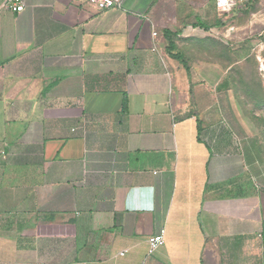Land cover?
Returning a JSON list of instances; mask_svg holds the SVG:
<instances>
[{
	"label": "crops",
	"instance_id": "crops-1",
	"mask_svg": "<svg viewBox=\"0 0 264 264\" xmlns=\"http://www.w3.org/2000/svg\"><path fill=\"white\" fill-rule=\"evenodd\" d=\"M20 1L0 0V264H264L256 127L229 67L182 48L214 0Z\"/></svg>",
	"mask_w": 264,
	"mask_h": 264
},
{
	"label": "rangeland",
	"instance_id": "rangeland-1",
	"mask_svg": "<svg viewBox=\"0 0 264 264\" xmlns=\"http://www.w3.org/2000/svg\"><path fill=\"white\" fill-rule=\"evenodd\" d=\"M212 26V32L182 37L184 54L192 62L207 58L229 67L233 93L264 152V0H240L229 20L214 13Z\"/></svg>",
	"mask_w": 264,
	"mask_h": 264
},
{
	"label": "built area",
	"instance_id": "built-area-1",
	"mask_svg": "<svg viewBox=\"0 0 264 264\" xmlns=\"http://www.w3.org/2000/svg\"><path fill=\"white\" fill-rule=\"evenodd\" d=\"M240 0H214L215 11L219 18L223 21L229 20L235 8H237ZM88 3L98 10H106L110 8L119 7L122 4V0H88ZM13 11H21L23 9V3L20 0H16L13 5H7ZM213 28L209 30L212 32ZM190 31H192L190 29ZM150 251H153L165 242V229L161 228L157 232L151 234L147 238Z\"/></svg>",
	"mask_w": 264,
	"mask_h": 264
},
{
	"label": "trees",
	"instance_id": "trees-1",
	"mask_svg": "<svg viewBox=\"0 0 264 264\" xmlns=\"http://www.w3.org/2000/svg\"><path fill=\"white\" fill-rule=\"evenodd\" d=\"M176 58H182V56L181 55H179V54H175L174 55ZM182 60V59H181Z\"/></svg>",
	"mask_w": 264,
	"mask_h": 264
},
{
	"label": "bare ground",
	"instance_id": "bare-ground-1",
	"mask_svg": "<svg viewBox=\"0 0 264 264\" xmlns=\"http://www.w3.org/2000/svg\"><path fill=\"white\" fill-rule=\"evenodd\" d=\"M261 66H262V69L264 70V63Z\"/></svg>",
	"mask_w": 264,
	"mask_h": 264
}]
</instances>
